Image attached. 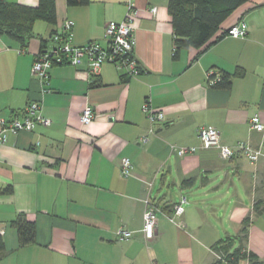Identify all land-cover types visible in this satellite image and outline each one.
<instances>
[{
    "label": "crops",
    "instance_id": "1",
    "mask_svg": "<svg viewBox=\"0 0 264 264\" xmlns=\"http://www.w3.org/2000/svg\"><path fill=\"white\" fill-rule=\"evenodd\" d=\"M136 4L134 53L143 67L138 76L127 77L110 62L90 76L83 60L78 66L55 64L42 86L31 71L37 52L65 19L75 22V43L103 41L106 23L125 18V0H56V23L38 19L27 46L0 34V118L21 119L30 101L40 100L50 119L0 145V188L13 187L0 193V264H211L219 256L212 245L239 235L247 216V246L264 260V158L252 164L241 153L222 159L214 148L171 151L172 144L199 145L198 130L207 125L226 144L264 141V132L250 127L255 113L264 121V0H248L225 21L227 27L243 20L246 36L213 37L207 47L182 49L178 58L169 0ZM238 69L244 74L234 76L229 89L209 82L210 70L221 75ZM147 99L164 111L163 121L150 122L143 110ZM88 103L98 115L84 124L80 117ZM123 157L133 163L131 176L121 172ZM141 178L153 182L155 200L171 204L187 197L184 227L162 214L156 236L145 238ZM19 213L35 220L36 243L19 245L11 225ZM119 227L134 234L120 241Z\"/></svg>",
    "mask_w": 264,
    "mask_h": 264
},
{
    "label": "built area",
    "instance_id": "2",
    "mask_svg": "<svg viewBox=\"0 0 264 264\" xmlns=\"http://www.w3.org/2000/svg\"><path fill=\"white\" fill-rule=\"evenodd\" d=\"M127 5L126 16L121 21H108L105 26L103 41L90 40L84 44L74 42L73 19H65L59 29L54 31L44 46L37 52L31 67L32 74L37 76L42 86L47 83L50 70L55 64H70L78 66L83 60L87 61L90 76L100 74L104 62L113 63L127 77L138 76L143 72V67L134 53L136 46V19L139 9L136 0H125ZM157 7H151V12L156 15ZM225 35L233 37H244L247 33L246 23L243 20L234 22L226 27ZM209 82L214 85L221 79V75L209 71ZM44 88V87H43ZM45 89V88H44ZM143 110L152 124L163 121L165 113L163 110L153 107L149 99L144 102ZM98 113L91 104H86L81 121L89 124ZM0 145L4 143L10 134L17 135L22 130H33L37 124L47 125L50 119L43 115L40 100H32L26 106L23 118H12L7 120L0 118ZM250 127L256 131L264 132V121L259 113L250 118ZM153 130V129H152ZM199 145H171V151L178 155L195 152L200 148H214L219 152L222 159L229 160L235 155L243 154L252 164H256L264 158V141L259 145H252L247 141H238L235 144H226L221 139L218 129L213 126H203L198 130ZM148 136L141 137V142H146ZM134 166L130 158L123 157L121 161V172L125 176L134 174ZM144 187L142 198L145 208L143 212L142 232L146 239L150 240L156 236L160 215L164 214L178 227H184L182 216L185 212V204L188 202L186 196L179 201L169 204L164 200H155L150 194L152 181L141 178ZM166 210H169L166 211ZM134 231L119 227L116 237L124 241L132 237ZM153 264H160L154 261Z\"/></svg>",
    "mask_w": 264,
    "mask_h": 264
},
{
    "label": "trees",
    "instance_id": "3",
    "mask_svg": "<svg viewBox=\"0 0 264 264\" xmlns=\"http://www.w3.org/2000/svg\"><path fill=\"white\" fill-rule=\"evenodd\" d=\"M248 0H169L168 9L172 18L174 34V58H178L182 49L201 48L213 37L217 41L227 32L224 26L228 17ZM89 0H67L70 5L86 4ZM38 19L56 23V0H39L38 5L30 6L8 0H0V34H7L27 46L34 34V24ZM45 43V42H43ZM204 47V48H205ZM244 70L238 69L236 73L223 71L221 79L213 86L229 89L234 76H242ZM94 84H96L94 82ZM186 179L184 184L191 183ZM13 187L8 185L0 188V193H11ZM261 202L255 205L256 212L262 211ZM251 217L242 220L239 235H227L217 240L212 249L219 255L211 264H239L247 260L249 264H264V260L247 246V238ZM16 228L20 246L36 243V222L25 213H19L11 220ZM236 242H239L236 244ZM5 249L4 237L0 234V257Z\"/></svg>",
    "mask_w": 264,
    "mask_h": 264
}]
</instances>
